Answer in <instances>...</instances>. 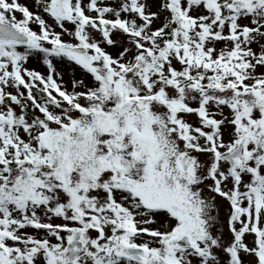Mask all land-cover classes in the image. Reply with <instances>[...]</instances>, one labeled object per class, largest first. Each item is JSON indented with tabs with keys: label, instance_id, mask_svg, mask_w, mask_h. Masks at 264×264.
Segmentation results:
<instances>
[{
	"label": "rangeland",
	"instance_id": "1",
	"mask_svg": "<svg viewBox=\"0 0 264 264\" xmlns=\"http://www.w3.org/2000/svg\"><path fill=\"white\" fill-rule=\"evenodd\" d=\"M0 6L35 47L0 59V165L42 160L45 178L32 208L0 211L12 264H66L76 232L86 245L76 264H137L105 255L114 244L145 249L143 264H264V0H66L68 19L53 0ZM64 45L86 46L91 67ZM49 71L67 92L107 96L117 84L126 99L42 111L20 83ZM221 76L245 88L218 87ZM246 134L232 169L224 157ZM42 230L57 232L47 247L20 251ZM182 234L193 247L168 249Z\"/></svg>",
	"mask_w": 264,
	"mask_h": 264
},
{
	"label": "trees",
	"instance_id": "2",
	"mask_svg": "<svg viewBox=\"0 0 264 264\" xmlns=\"http://www.w3.org/2000/svg\"><path fill=\"white\" fill-rule=\"evenodd\" d=\"M7 10L9 9L3 11L4 16L7 15ZM173 15L175 18H178L176 11L173 12ZM132 29L133 28L130 27V30ZM168 43L169 47H167V50H169L171 47V42ZM19 46L21 45L0 44V59L1 57L6 56L2 55L3 53L8 55L9 52V54L16 56L15 61L19 60L24 55H20V53L18 52ZM22 47H25V51L29 54L34 51L33 49H35V47ZM39 53L44 57V61L46 63H49L51 57H49V54L47 55V51H41ZM157 58L158 57H156L155 60H157ZM51 68L53 70V67ZM48 69H50V66L48 67ZM56 77L57 74L55 71H49L44 75L38 73L28 79H22L20 85L22 86V88L24 87V97L32 100L33 106H35V103H37L42 111L51 109L53 111H80L85 113L96 110V108L100 109L101 105L107 103V101L113 100L117 105H121L123 103V100L126 99V95L117 84L114 88H111L108 91L110 94L107 96L103 93L102 90L101 94L99 92V89L91 90V93H89L88 95H84L80 93L67 92L60 89L57 85ZM225 77L221 76L215 84L218 85V87L226 86L229 89L236 88V90H242L245 88L243 85H235V81L226 79ZM209 84H212V82L210 81ZM33 96L35 97V99H33ZM138 149L141 148H137L136 151ZM67 156L68 157L62 158V160L59 162L60 167H56L55 170H57V168L63 169L71 166L72 162L69 158V154ZM3 159L4 157L0 153V162L1 160L3 162ZM42 162L44 161L25 159L16 160L15 162L9 161L4 163L3 165H0V175L4 177V183L0 186L1 212H4L5 209H7L9 206L23 211H25L27 208H32L31 203H33L37 191H40V188L44 185L43 182L45 181V178L40 174L42 168H44ZM144 171L146 173L144 177L145 180L150 179H147L148 175L151 176L152 179H154L155 173H153V169L146 168L144 169ZM42 231V243L40 242V239H36L34 241V244H29V241L27 240L24 242H20V251H23L24 248L33 249L35 247L34 245L38 243L44 244L47 247L51 241V238L55 236L57 232L55 230ZM7 235L8 234L4 228L3 221L0 220V264H12V253L15 252L14 249H7L2 243V240L7 237ZM102 260H106L105 257H103Z\"/></svg>",
	"mask_w": 264,
	"mask_h": 264
},
{
	"label": "water",
	"instance_id": "3",
	"mask_svg": "<svg viewBox=\"0 0 264 264\" xmlns=\"http://www.w3.org/2000/svg\"><path fill=\"white\" fill-rule=\"evenodd\" d=\"M54 7L58 14L63 18H68L67 11L65 9L66 0H54ZM31 38L16 28L11 27L0 20V43H15L30 45ZM62 51L66 52L73 58L79 65L86 68L91 67L92 58L88 53V49L85 46H63ZM249 140V135L240 141L238 147L225 157V160L230 164L231 168L237 165V160L242 154V150ZM177 160L176 156H170L163 164L162 169L165 170L171 163V161ZM173 181V179H170ZM77 211L74 215H77ZM83 235L81 233L75 234L73 240L69 243L67 252V262L73 264L83 254L85 245L82 241ZM193 238L190 235L173 236L167 240V248H190L192 246ZM109 251L106 250V253ZM111 252L119 258H125L127 260L143 263L146 256V252L140 248H132L126 245H114L111 248Z\"/></svg>",
	"mask_w": 264,
	"mask_h": 264
}]
</instances>
